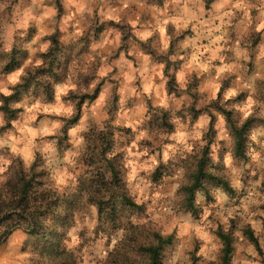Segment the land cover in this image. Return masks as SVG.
<instances>
[{"label":"clouds","instance_id":"1","mask_svg":"<svg viewBox=\"0 0 264 264\" xmlns=\"http://www.w3.org/2000/svg\"><path fill=\"white\" fill-rule=\"evenodd\" d=\"M0 264H264V0H0Z\"/></svg>","mask_w":264,"mask_h":264}]
</instances>
